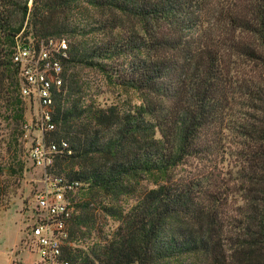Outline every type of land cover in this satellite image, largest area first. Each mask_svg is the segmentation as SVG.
<instances>
[{
  "label": "trees",
  "instance_id": "obj_1",
  "mask_svg": "<svg viewBox=\"0 0 264 264\" xmlns=\"http://www.w3.org/2000/svg\"><path fill=\"white\" fill-rule=\"evenodd\" d=\"M27 1L0 0V111L24 132L17 38H66L45 133L79 183L62 260L264 264V0ZM83 70L138 103L102 106Z\"/></svg>",
  "mask_w": 264,
  "mask_h": 264
},
{
  "label": "built area",
  "instance_id": "obj_2",
  "mask_svg": "<svg viewBox=\"0 0 264 264\" xmlns=\"http://www.w3.org/2000/svg\"><path fill=\"white\" fill-rule=\"evenodd\" d=\"M69 45L66 38H17L11 57L18 71L20 93L37 106L36 120L23 125L24 138L32 140L28 160L44 172L45 185L35 194L33 223L24 242L34 246L41 264H69L62 260V248L69 238L68 224L75 212L74 197L79 183L67 182L49 173L56 156H70L66 140L46 142L45 133L55 129L52 122L53 92L63 84ZM34 132L35 135L32 139Z\"/></svg>",
  "mask_w": 264,
  "mask_h": 264
},
{
  "label": "rangeland",
  "instance_id": "obj_3",
  "mask_svg": "<svg viewBox=\"0 0 264 264\" xmlns=\"http://www.w3.org/2000/svg\"><path fill=\"white\" fill-rule=\"evenodd\" d=\"M25 1L18 0V3L23 4ZM27 2L31 7L32 0ZM81 75L90 81L93 90L100 91L98 100L102 106L126 98L138 103L134 94L111 87L94 71L83 70ZM37 109L35 104L26 102L23 117L27 123L36 120ZM3 114L4 108L0 111V167L7 173L0 174V264H41L36 248H29L24 239L28 225L33 223L35 194L45 185L44 172L28 160L32 140L24 138L21 130L23 123L16 120L10 110L5 116ZM35 135L38 133L34 132L32 139ZM227 160L226 165L234 164L233 158ZM104 223L105 231H112L116 225L111 220ZM91 241V238L82 237L72 245L84 248Z\"/></svg>",
  "mask_w": 264,
  "mask_h": 264
}]
</instances>
